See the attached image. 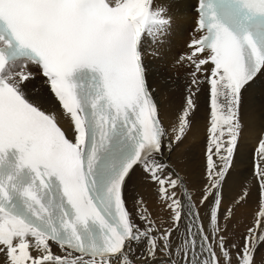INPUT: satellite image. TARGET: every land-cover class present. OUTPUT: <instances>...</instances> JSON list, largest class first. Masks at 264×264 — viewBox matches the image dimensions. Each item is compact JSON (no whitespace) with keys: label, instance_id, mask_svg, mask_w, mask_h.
I'll return each instance as SVG.
<instances>
[{"label":"snow or ice","instance_id":"obj_1","mask_svg":"<svg viewBox=\"0 0 264 264\" xmlns=\"http://www.w3.org/2000/svg\"><path fill=\"white\" fill-rule=\"evenodd\" d=\"M179 2L0 0V264H257L264 133L257 210L232 243L224 186L245 93L264 77V0H195V35L175 61L186 94L166 123L153 61ZM201 91L208 127L194 199L164 157L190 131ZM133 174L166 219L138 194L129 209Z\"/></svg>","mask_w":264,"mask_h":264},{"label":"bare ground","instance_id":"obj_2","mask_svg":"<svg viewBox=\"0 0 264 264\" xmlns=\"http://www.w3.org/2000/svg\"><path fill=\"white\" fill-rule=\"evenodd\" d=\"M194 5L195 0H180L177 5L179 11L174 13L170 34L165 38L166 42L160 46L161 58L153 61L159 69V74L154 75L151 82L156 89V96L166 123L180 108L186 94V65L177 64L175 61L179 59L180 54L187 51V43L193 37ZM32 70L36 71L35 68ZM33 83L39 85L40 80ZM196 103L197 108L191 117L192 127L186 138L175 146L171 153L166 150L164 157L165 162L184 177L185 184L193 193L194 199L199 198L198 192L203 183L204 149L207 142L208 102L203 91L197 95ZM241 119L243 134L232 170L224 186V205L234 208V216L229 222V226H232L229 228L232 233L229 243L238 241L237 234L240 237L245 228L250 226L258 206L259 184L254 176V163L257 160L255 150L261 134L264 133V77L257 82L251 94L245 93ZM129 188H134V191L127 193L130 210H132L131 197L138 194L147 202L154 219L167 218V213L162 211L150 184L143 182L137 174H133ZM245 191L248 193L245 201L239 206L234 204L233 201ZM173 239L175 240V236ZM53 250L59 252L55 245ZM136 254L139 255V249ZM256 260L257 264H264V245L258 249Z\"/></svg>","mask_w":264,"mask_h":264},{"label":"rangeland","instance_id":"obj_3","mask_svg":"<svg viewBox=\"0 0 264 264\" xmlns=\"http://www.w3.org/2000/svg\"><path fill=\"white\" fill-rule=\"evenodd\" d=\"M232 226H229V228H231ZM236 238H239L240 239V237L238 236V234H237V237ZM236 238H234V239H236Z\"/></svg>","mask_w":264,"mask_h":264}]
</instances>
